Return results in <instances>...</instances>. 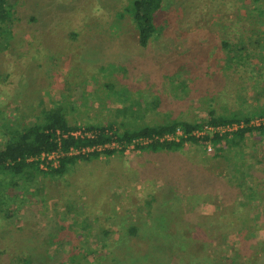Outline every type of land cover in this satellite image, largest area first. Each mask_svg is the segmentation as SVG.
Masks as SVG:
<instances>
[{"label":"rangeland","instance_id":"obj_1","mask_svg":"<svg viewBox=\"0 0 264 264\" xmlns=\"http://www.w3.org/2000/svg\"><path fill=\"white\" fill-rule=\"evenodd\" d=\"M132 1L7 0L0 147L54 110L118 132L264 111V0H164L146 46ZM145 145L122 143L60 175L41 163L0 169V264H79L95 250L106 259L89 264H191L190 252L264 264V133L228 158L209 142ZM158 218L172 240L190 232L188 250L154 248Z\"/></svg>","mask_w":264,"mask_h":264},{"label":"trees","instance_id":"obj_2","mask_svg":"<svg viewBox=\"0 0 264 264\" xmlns=\"http://www.w3.org/2000/svg\"><path fill=\"white\" fill-rule=\"evenodd\" d=\"M164 0H133L132 3L127 7L128 13L131 15L139 35V43L141 46H146L151 37L157 31L155 24V18L162 7ZM9 15L7 0H0V33L1 29L6 23L7 17ZM1 37V36H0ZM226 44V43H225ZM253 116L264 117V111L252 114L250 116H223L217 117L214 113L211 114L210 119L207 121L211 125H220L225 123H243V126H239L232 134L224 133H213L212 136L209 134H203L196 136L193 131L198 127H201L199 123L191 122H171L163 123L158 126L146 125L136 129H125L122 132L115 131L113 126L102 127V126H87L89 130L96 131L95 137L87 136H74L69 132L74 130L76 127L70 125L66 119L64 111L54 110L48 111L45 117V121L41 124L37 123L23 133L17 134L11 139L6 146L0 147V169L2 168H12L19 172L20 170L28 167L35 166L36 164H44L46 169L50 174L60 175L64 172L65 167L68 163L73 162L78 159H91L99 157L100 154H111L114 150H93L88 155L78 153L76 155L70 154L71 149H81L83 147L95 146L98 144H103L110 139H116L122 143H133L134 140L144 138L150 139L144 147V149L150 150H181L185 147L186 143L191 144H208L212 143L217 151L222 153H217L216 156L225 155V151L235 152V146L242 143L247 134H252L254 131H259L264 133V120L258 125L250 124L253 120ZM177 128L183 130V136L179 140H161V138L171 132H175ZM220 145V146H219ZM136 147H142L137 144ZM51 152H56L59 154L57 160V167H54L52 160L47 156L41 159L43 154H50ZM29 159V161H27ZM241 170V169H240ZM242 172V171H241ZM245 176V175H243ZM248 189V186H247ZM156 222L150 226L147 232H150L151 236L154 238L156 234L160 235L153 241L154 248L159 252H168V249L173 247L181 248V251L188 250L190 247L191 234L189 231L180 232L179 235L172 238V231L169 232V228L165 225V220L163 218L156 219ZM168 231V232H167ZM144 232V231H143ZM130 233H139V229L136 226L130 228ZM145 234V233H144ZM214 233H212L213 235ZM149 235V234H148ZM172 235V236H171ZM175 236V235H174ZM179 237V238H178ZM210 243L208 244V246ZM170 249V250H171ZM193 260L191 264H235L232 256L227 257L223 262H218L212 254H205L202 257L193 256V253L188 254ZM89 256H94L96 259L101 258V260L106 259V256L98 253L97 250L89 253L87 255L85 263L79 264H89L87 261ZM146 256V254H145ZM118 260V256L114 257ZM138 257L131 258V264H139L136 260ZM130 259V260H131ZM136 259V260H135ZM140 264H145L147 258H141ZM158 260V256L155 257ZM185 261V259L183 258ZM163 262L160 261L159 264ZM156 263V262H155Z\"/></svg>","mask_w":264,"mask_h":264},{"label":"built area","instance_id":"obj_3","mask_svg":"<svg viewBox=\"0 0 264 264\" xmlns=\"http://www.w3.org/2000/svg\"><path fill=\"white\" fill-rule=\"evenodd\" d=\"M261 122H263L262 119L260 118H255L253 120L250 121V124H255V125H258L260 124ZM239 126H243V123L241 124H237L235 122L233 123H225V124H220V125H211V124H206V125H203L202 128H197L193 131V134L196 135V136H200V135H203V134H209L210 136L213 135V133H219V134H224V133H229V134H232V132L234 130H236ZM96 131L94 130H89L87 129L86 127L84 126H78L76 127L74 130L70 131L69 133L74 135V136H87V137H95ZM183 136V130L181 128H177L175 132H171V133H167L165 134L161 140H174V141H177L180 139V137ZM139 142L140 144H143V143H148L150 142L151 140L150 139H144V138H140V139H136L133 141V143L135 142ZM121 144L122 142L120 141H117L116 139H110L108 141H106L105 143L103 144H98V145H95V146H90V147H83L81 149H71L70 151V154H78V153H82L84 155H86L87 153H91L93 150H98V151H101V150H114L116 148H120L121 147ZM132 144V143H130ZM45 156H47L49 159L52 160V164L54 167H57V163H58V156L59 154H57L56 152H51L50 154H43L41 156V159L44 158ZM41 167L46 169V166L44 164L41 163Z\"/></svg>","mask_w":264,"mask_h":264}]
</instances>
